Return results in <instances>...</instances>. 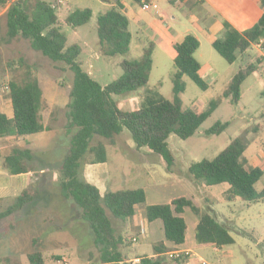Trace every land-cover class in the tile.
<instances>
[{"label": "trees", "instance_id": "obj_1", "mask_svg": "<svg viewBox=\"0 0 264 264\" xmlns=\"http://www.w3.org/2000/svg\"><path fill=\"white\" fill-rule=\"evenodd\" d=\"M111 6L100 12L96 19V32L99 49L102 55L124 56L128 54L131 44V33L128 30V18L120 0H100ZM140 4V0H136ZM174 3L175 0H170ZM262 14L257 22L245 31H238L227 21L223 22L222 37L212 41V48L229 64L240 60L239 70L231 77L222 92V97L230 98L237 104L241 99V85L244 80L259 69L262 58H255L248 53L252 46L264 39V0H258ZM61 4L57 0H0V9L4 12V33L0 42L10 43L21 37L29 42L31 49L39 52L53 62L66 65L72 72V83L69 89L68 112L66 113L68 133L74 132L69 151L59 167V189L65 200L73 202L76 217L84 219L91 227L97 249L96 264H130L118 249L128 239L119 234L116 226L125 224L142 208L145 218L151 222L159 219L163 223L164 238L173 245H180L185 240L186 223L181 216L185 208L197 217L195 241L198 244L211 243L218 249L234 243L228 229L216 217L195 205L185 197L174 198L166 204H146L142 187L108 191L100 195L98 189L88 183L83 176L85 163L103 162L106 160L104 145L98 140L103 138L113 142L123 129H126L136 148L145 147L159 156L171 171L174 158L168 148L167 139L171 134L181 139L192 136L200 124L220 103L214 100L204 111L185 108L179 99L184 91L183 76L189 77L201 90L207 88L199 75L200 63L194 57L199 41L192 34L178 39L174 45L175 72L172 77L173 98H163L154 88H147L140 98L138 108L126 111L121 109L112 95L134 92L147 87L152 69V50L149 45L144 48L137 59L123 58L119 62L121 75L105 86H101L81 67L78 57L81 47L71 44L65 47L66 37L58 24V11ZM90 8L67 9L64 22L72 28L80 27L90 21ZM255 58V59H254ZM16 62L8 63L10 68ZM18 66L24 65L20 81L9 80L6 96L10 99L12 116L9 118L0 112V141L4 139L25 140L27 136L44 130L41 123L42 88L36 76L29 71V65L19 59ZM2 82L0 81V88ZM264 97V88L261 92ZM228 122H216L205 133L220 134ZM98 137V138H96ZM97 140V141H96ZM29 143L24 147L11 146L6 153L0 154L1 169L9 175L35 173L37 163ZM244 137L234 138L223 150L212 159H202L189 164L187 171L197 183L207 187L227 184L223 200L232 202H257L264 199V188L255 189L256 182L262 177L259 166L248 164L244 155L246 150ZM92 155V156H91ZM36 195L34 188L27 187L9 204L0 210V220L9 217L16 211L30 204ZM3 199H0V203ZM2 205L0 206V208ZM156 256H138V264H166L159 255L169 251L163 242L153 245ZM179 255V254H178ZM179 257H168L177 261ZM30 264H45L41 252L31 251L27 254ZM8 264H18L7 260Z\"/></svg>", "mask_w": 264, "mask_h": 264}, {"label": "rangeland", "instance_id": "obj_2", "mask_svg": "<svg viewBox=\"0 0 264 264\" xmlns=\"http://www.w3.org/2000/svg\"><path fill=\"white\" fill-rule=\"evenodd\" d=\"M80 1L83 3L78 4L77 2ZM155 1L168 15L167 25L157 21L153 23L141 21L138 26L139 43L145 48L152 45L155 49L147 87L134 92L112 95L118 106L126 111L138 108L140 98L147 88H154L165 99L173 98L172 77L176 70L174 57L173 54L170 56L158 47L160 44L168 49L166 46L168 38L175 34V31L186 33V28L192 27L193 24L188 14L189 5L180 0L175 3L168 0ZM64 4L67 6L61 7L57 15L60 21L58 26L66 37L65 47L71 44H78L81 47L78 61L82 69L101 86L109 84L121 75L119 62L123 58L137 59L141 56L142 50L135 52L130 50L124 56L102 55L96 32L97 14H94L88 23L76 28L64 22L67 9L85 5L84 8L90 7L98 13L95 6H89L90 3L86 0H64ZM2 10L0 9V12ZM141 19L147 21L146 13L141 14ZM4 24V18H0V36L4 33ZM222 34L220 33L216 38H221ZM200 39L194 57L200 63L199 75L207 88L201 90L189 77L183 76L184 91L179 94V99L185 108L194 111H204L212 101L217 99L221 101L192 136L181 139L171 134L168 137V148L174 158L171 171L166 170L164 163L157 165L158 173H153L147 159H140L134 151L123 147L125 142L134 145L126 129H123L113 142L96 138L105 147L112 180L121 169L122 189L144 187L148 200L152 201L151 190L155 183L163 185L173 181L174 184L168 188L167 194L179 195L189 192L192 195L190 197L194 198L202 210L216 217L228 229L234 243L223 246L218 252L213 251L212 248L206 249L204 254L206 261L213 263L220 260L222 264H264V199L257 202L225 201L221 192L227 184L207 187L194 181L187 171L189 164L202 159H212L234 138L242 136L247 144L244 155L248 164H257L263 170L262 177L255 184V189L260 191L264 188V97L261 94L264 88V57L254 52L257 48L248 51L253 57L262 58V63L259 64L258 71L244 80L241 85V99L234 104L230 98L222 97V92L231 77L239 70L240 60L232 64L227 63L207 40L203 37ZM19 59H23L25 64L29 65V71L37 77L41 85V123L44 130L43 133L26 137L37 163L29 185L34 188L36 197L30 204L0 220V264H8L7 260L18 264H30L27 254L31 251L41 252L45 264H96L94 262L97 249L93 245V231L84 219L76 217V205L70 200H65L58 186L60 163L69 151L74 133L73 131L68 133L66 130L72 72L63 63L50 61L31 49L26 39L17 37L8 44L0 42L2 86L11 79L20 81L27 71L26 66L17 65ZM16 61L15 68L8 66V63ZM53 102H56L57 106L63 105V108L53 109L51 107ZM216 122H228L229 125L218 135H207L205 132ZM2 143L6 153L11 146L24 147L25 142L23 139L17 141L5 139ZM142 148L143 152L148 150ZM167 174L172 179L166 180L161 177ZM9 202L8 199H3L0 210ZM137 210L133 217L135 221L138 218ZM190 215L193 216L192 213ZM116 227L123 237L134 238L131 243L125 242L118 246L122 253H126L131 258L136 254L153 252L154 244L151 237L148 236L144 240L139 233L141 226H138L137 231L134 230L135 227L127 226L126 223Z\"/></svg>", "mask_w": 264, "mask_h": 264}, {"label": "crops", "instance_id": "obj_3", "mask_svg": "<svg viewBox=\"0 0 264 264\" xmlns=\"http://www.w3.org/2000/svg\"><path fill=\"white\" fill-rule=\"evenodd\" d=\"M9 1H13V0H9ZM57 1L60 2L62 7L67 6L65 5L66 3L64 4V0H57ZM86 1L90 3L89 6L91 7L95 6L94 8L97 9L98 13H95L96 11L88 7L92 11V16L94 14L98 15L100 12L108 9L111 6V4L101 2L100 0H86ZM120 1L124 6L123 12L127 16L129 21L128 30L131 33L130 50H132L133 52H135V50L136 51L142 50L143 52L145 47H143L144 45L139 43V41L137 40L138 39L137 34L139 33L138 26L140 22L142 21L143 23L146 22L153 23L157 21L158 23H165L167 25L166 21L168 19L167 18L168 15L166 14V12L162 11L160 7H158L159 5H157V2L155 0H148L152 5L151 9L149 10H142L140 4L136 0H120ZM168 1L170 2V0ZM177 1L178 0H175V2ZM180 1L190 6L188 9V14H190L189 18L193 22L192 27L186 28L185 30L186 33L183 34L179 33L178 31H175V34H173L171 37L168 38V42L166 44V46H168V49L164 48L160 44H159L160 47H158L161 50H165L170 56H172L173 54V57H175V51L173 48L174 43L178 39L182 38L187 34H192L194 37H196V39L199 41V45L201 42L200 39L201 37H203L211 44L212 41L216 39V37L220 33H222L224 21H227L238 31H245L251 28L257 22V20L262 14V9L259 5L258 0H193V2L191 1L189 2V0H180ZM77 3L81 4L83 3V1ZM84 7L85 5L76 8H84ZM153 8L155 10H152ZM3 12L4 10L0 12V18ZM143 13H146L147 21L141 19V14ZM148 18H150L151 20ZM173 19H175V17H173ZM252 48H256V45H253ZM154 49L155 47L153 46L152 58L154 54ZM254 52L257 53V55L259 53L258 50L255 49ZM2 87H1L2 89H0V112L5 113L10 118L12 116L11 102L10 99L5 95L6 87L5 86ZM56 104H57L56 102H53V104L51 103L52 105L51 107H53V109L54 107H57L58 109L63 108V105L57 106ZM39 133H43V131ZM26 140L27 138L23 140L25 142L24 146L26 145V143H28ZM2 141H5V139L0 141V154H2L5 149L3 148L4 146ZM124 144L125 145L123 147L134 151L136 155L138 154L140 159H147L150 162V167H151L150 169H152L153 173L159 172L158 170L159 164L160 165L164 164L159 156H154V154L149 150H144L145 152H143L141 150L143 148L142 147L136 148L135 144L131 145L126 142ZM140 151H142V153H140ZM253 165L258 166L257 164H253ZM109 166L110 164L108 163L107 159L103 162L85 163L83 166V176L85 180L88 183L94 185L98 189L101 196L108 191H117L123 188L122 187L123 176L121 169L120 172H117V176L115 175L114 179L112 180L110 176L111 171ZM32 174L33 173H22L17 175H9L7 172L2 170L0 166V199H11L18 196L20 192L23 189L27 188L32 182L31 181ZM161 177H163L166 180L172 179L170 176H168V174L166 176L161 175ZM35 178H33V180H35ZM155 184L152 186V190H151L152 193L150 200L152 201L148 200L147 191L144 189V187H142L146 196V204H166V203H170L174 198L181 196L190 199L195 205H197L196 201H194V198L190 197L192 195H190L189 192L181 193L179 195L167 194L168 188L173 186L174 184L173 181H168L166 183H163V185H160V183H155ZM225 190L226 188H224L221 194H224ZM137 209H138L137 210L138 218L136 219V221L133 219L134 217L133 216L132 220H128L125 222L126 225L135 227L134 230L136 231L138 229V226H141L139 228V233L141 234V237L144 240L147 239L148 236L149 238L151 237L153 242L152 244L163 242L164 245L167 248H169V251L159 256L160 258H163L166 264H198V258L206 260L204 257L206 249L212 248L213 251L215 252L219 251V249L211 243H205V244L196 243L195 227L198 222V219L189 210V208H185L184 212H182L181 214V216L184 218L186 223V233H185V240L180 245H173L165 240L163 233V223L161 220L156 219L154 221L149 222L144 216L143 209L142 208H137ZM190 213H192L193 216L190 215ZM129 238L132 239V241H134V238L132 236L128 237V239ZM169 252L179 253V255H181L182 257H180L177 261H171L169 260L167 255L169 254ZM122 254L125 256V259L127 261H133L134 259L138 258V256H142V255L153 256V257L156 256L154 254V251L150 254H145V253L136 254L131 258L128 257L126 253H122ZM179 255L177 257H179ZM209 263L222 264V261L219 260L217 262H213V263L209 262Z\"/></svg>", "mask_w": 264, "mask_h": 264}, {"label": "built area", "instance_id": "obj_4", "mask_svg": "<svg viewBox=\"0 0 264 264\" xmlns=\"http://www.w3.org/2000/svg\"><path fill=\"white\" fill-rule=\"evenodd\" d=\"M140 7L142 10H149L151 9L152 5L150 4V2L148 0H140ZM256 48L258 50V52L260 53V57H264V41L263 40H259L256 44ZM179 253L176 252H169L168 257H177ZM130 262V264H138L139 259L136 258L133 261H128ZM198 264H210L208 263L206 260L198 258Z\"/></svg>", "mask_w": 264, "mask_h": 264}]
</instances>
